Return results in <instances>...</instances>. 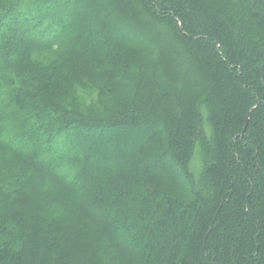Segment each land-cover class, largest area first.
<instances>
[{
    "label": "trees",
    "instance_id": "1",
    "mask_svg": "<svg viewBox=\"0 0 264 264\" xmlns=\"http://www.w3.org/2000/svg\"><path fill=\"white\" fill-rule=\"evenodd\" d=\"M0 264H264V0H0Z\"/></svg>",
    "mask_w": 264,
    "mask_h": 264
},
{
    "label": "water",
    "instance_id": "2",
    "mask_svg": "<svg viewBox=\"0 0 264 264\" xmlns=\"http://www.w3.org/2000/svg\"><path fill=\"white\" fill-rule=\"evenodd\" d=\"M248 123V119H247V121H246V124ZM246 128V127H245ZM245 128H244V130H243V132L245 131Z\"/></svg>",
    "mask_w": 264,
    "mask_h": 264
}]
</instances>
